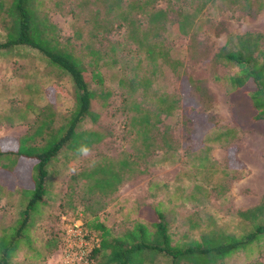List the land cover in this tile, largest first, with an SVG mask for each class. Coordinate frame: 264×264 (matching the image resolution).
<instances>
[{
    "label": "rangeland",
    "instance_id": "rangeland-1",
    "mask_svg": "<svg viewBox=\"0 0 264 264\" xmlns=\"http://www.w3.org/2000/svg\"><path fill=\"white\" fill-rule=\"evenodd\" d=\"M142 2L145 0H122L117 11L107 13L103 0H42V9L56 26L58 38L69 40L74 53L83 61L87 60V46L107 51L108 44L113 42L120 51L116 54V64L108 56L98 61L102 85L89 84L90 88L108 95L105 100L93 99L92 109L98 112L97 120L86 119L77 126V129L101 132L102 140L79 155L62 148L48 164L47 190L38 211L31 213L28 220L32 240L19 247L9 264H55L63 227L79 213L82 225L85 223L87 227L92 216L83 208L93 209L99 203L103 207L96 212L97 220L114 234L130 227L136 212L140 208L142 213L146 210L144 205H158L172 242L181 246H192L207 231L216 229L239 237L255 222L264 223V131L234 122L224 80L234 68L213 60V54L228 34L251 32L264 37V8L257 13H246L228 0H208L201 11L193 15L191 30L182 36L170 26L158 31L148 22L149 11L166 10L168 18L176 5L169 0H155L146 5ZM121 15L132 24L125 25L120 20ZM99 25H108V30ZM130 26L137 35L145 33L149 39L161 40L163 46L169 48L170 56L179 62L176 70L161 63L160 69L150 77L148 96L144 99V104L150 105L151 93L176 96L177 109L168 120L175 148L153 153L143 171L121 183L106 198L93 196L95 199L85 200L83 191L91 183L88 180L76 181L72 196L67 197L71 174L100 156L113 160L120 157L123 150L135 152L133 138L126 130L124 88L121 89L117 81L120 73L146 74L147 62L141 52L132 51L134 46L127 40ZM192 30L195 36L191 38ZM4 40L5 33L0 26V44ZM261 48L264 51V38ZM137 59L141 60L140 64L134 67ZM187 77L201 81L207 89V99L196 98L200 111L192 120L186 117L185 102L186 95L193 96L194 92L191 84L184 89L181 83ZM129 78L133 77L121 76V79ZM123 87L136 98L142 93L139 87L131 88L127 84ZM72 104L73 85L68 75L27 46H0V139L28 133L37 119L34 108H48L58 120L69 112ZM227 128L234 130L233 139L228 137L223 145H207L205 138H212ZM4 162L0 157V165ZM13 166L3 167L0 174L4 175V171ZM2 182L0 178V228H8L18 218L26 200L7 190ZM243 210H247L249 219L237 216V211ZM187 221H196L199 226L190 229ZM256 255L258 262L264 264V245ZM226 263L244 264V259L233 256ZM89 264H96V256L92 255Z\"/></svg>",
    "mask_w": 264,
    "mask_h": 264
},
{
    "label": "trees",
    "instance_id": "trees-1",
    "mask_svg": "<svg viewBox=\"0 0 264 264\" xmlns=\"http://www.w3.org/2000/svg\"><path fill=\"white\" fill-rule=\"evenodd\" d=\"M95 1V0H93ZM107 13H113L121 7L122 0H103ZM155 0H145L142 4H152ZM177 7L172 8V16L168 11L157 9L149 11L148 22L156 26L158 31H165L167 26L182 36L187 34L193 24V15L199 13L208 0H169ZM42 0H0V26L5 33V40L0 44L7 48L24 45L36 50L44 56L47 62L68 75L73 85V104L65 116L55 120V113L45 107L34 108L37 115L35 124L30 131L19 137H2L0 139V157L4 158L3 167H10L4 175L0 174L2 184L7 190L14 191L26 201L19 211L18 218L8 228H0V264H9L15 257L19 247L31 242L29 236V217L37 212L42 198L47 190L45 177L48 164L55 159L57 153L66 148L79 155L99 143L103 134L92 129H77V126L88 119L95 122L98 112L92 109L94 98L105 100L107 93H102L89 87V84L101 86L103 77L97 69V63L102 58H108L117 63L118 45L110 42L107 51L87 46V60L83 61L74 51L69 40H60L56 26L49 21L46 10L43 11ZM229 4H238L246 13H257L264 8V0H228ZM142 5H138L140 8ZM187 6H191L188 9ZM97 12L94 13V18ZM167 19V20H166ZM120 20L125 25H131L124 15ZM168 23V24H167ZM110 24V23H109ZM108 25H99L107 31ZM192 28V27H191ZM97 31V30H96ZM127 40L132 43L133 53L143 54L147 62L146 74L123 73L118 78V86L123 92V109L126 112V130L133 138L134 150H123L117 159L100 156L69 176L71 183L67 185L66 196L71 197L73 186L78 180L91 181L83 193L85 200L112 195L117 187L130 179L134 174L143 171L148 164V158L157 151L163 153L174 150L175 142L171 136L168 120L171 113L177 109V99L174 95L151 93L152 104L145 105L144 99L152 79L162 64L177 68L179 62L170 56L169 48L163 46L161 40L142 33L137 35L133 28L128 27ZM94 34V33H93ZM95 35V34H94ZM192 30L190 37H194ZM263 35L245 32L243 34H228L223 45L213 54V60L234 70L224 77L227 87V99L231 104L234 122H243L249 127L264 131V51L261 48ZM141 60L137 59L134 67ZM122 63V62H120ZM124 64V63H122ZM122 72V71H121ZM122 77H133L127 80ZM188 81V83H187ZM184 89L191 84L193 96L186 95V117L194 119L200 111L198 100L207 99V89L199 80L187 77L182 79ZM139 87V98L130 94L129 89ZM185 96V95H184ZM204 96V97H203ZM101 104H104L102 102ZM45 111V112H43ZM234 130L225 129L212 138H205L208 144H226L227 138L233 139ZM142 167V168H141ZM95 196V197H93ZM96 208L84 206L92 219L84 230L96 239L95 246L90 250L91 257L96 256V264H227L226 260L233 256H242L244 264H262L258 262L257 254L264 245V223L255 222L251 229L242 236L236 237L220 231H207L201 234L192 246H181L172 242L167 224L158 205H144L140 208L136 219L130 227L112 233L102 221H98ZM240 218H248L247 210L237 211ZM138 218V219H137ZM188 228L199 226L196 221H187ZM98 231V232H95ZM209 234V235H208ZM158 259V262L155 260Z\"/></svg>",
    "mask_w": 264,
    "mask_h": 264
},
{
    "label": "built area",
    "instance_id": "built-area-1",
    "mask_svg": "<svg viewBox=\"0 0 264 264\" xmlns=\"http://www.w3.org/2000/svg\"><path fill=\"white\" fill-rule=\"evenodd\" d=\"M79 213L63 227L55 264H89V255L96 239L82 225Z\"/></svg>",
    "mask_w": 264,
    "mask_h": 264
},
{
    "label": "crops",
    "instance_id": "crops-1",
    "mask_svg": "<svg viewBox=\"0 0 264 264\" xmlns=\"http://www.w3.org/2000/svg\"><path fill=\"white\" fill-rule=\"evenodd\" d=\"M10 137H19V136H10Z\"/></svg>",
    "mask_w": 264,
    "mask_h": 264
}]
</instances>
